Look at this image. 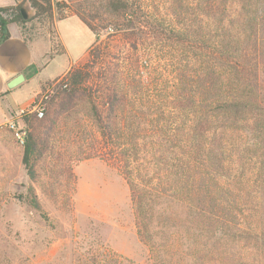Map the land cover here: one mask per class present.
<instances>
[{
	"label": "rangeland",
	"instance_id": "374dc122",
	"mask_svg": "<svg viewBox=\"0 0 264 264\" xmlns=\"http://www.w3.org/2000/svg\"><path fill=\"white\" fill-rule=\"evenodd\" d=\"M150 2L159 7V16L173 25L177 23L166 0ZM29 10L31 18L18 26L24 41L45 45L47 58H51L63 51L61 37L73 67L89 61L88 51L96 37L105 56L102 62L114 60L119 64L117 56L130 61V56L119 54L125 47L132 56H140L145 50L138 44L135 52L132 36L102 41L104 35L95 36L76 18L60 22L56 13L35 17L34 10ZM158 49L152 59L151 76L146 73L142 80H135L134 73L130 75V62L123 65L124 107L112 121L117 123L114 143L127 161L129 179L131 175L136 188L143 191L145 221L155 258L136 236L127 183L102 159L101 135L83 104L59 118L52 153L40 171L36 192L51 225L13 198L25 194L29 185L21 163L22 145L15 137V132L24 131L25 124L16 109L43 92V85L38 90L34 78L10 89L14 110L8 109L4 118L0 110V264H91V258H106L105 264H117L114 255L135 264H264V184L258 164L251 158V141L244 134L226 137L230 139L227 150L233 155L237 176L235 187L230 186L238 199L237 230L201 227L192 208L180 199V188L174 190L177 183L164 180L160 172L166 170L156 166L154 153L158 150L168 153L170 164L176 163L175 152L184 154L179 148L192 119L173 99L177 62L185 56L166 44ZM67 63L66 56H54L39 79L57 77ZM195 71L186 70L189 77ZM91 152L100 157L84 160ZM68 169L73 177L64 172ZM219 184L226 187L231 183L220 178Z\"/></svg>",
	"mask_w": 264,
	"mask_h": 264
},
{
	"label": "trees",
	"instance_id": "16d2710c",
	"mask_svg": "<svg viewBox=\"0 0 264 264\" xmlns=\"http://www.w3.org/2000/svg\"><path fill=\"white\" fill-rule=\"evenodd\" d=\"M14 1L15 6L0 7V45L10 38V24L26 23L20 14L26 3L35 17H52L56 13L61 21L74 16L95 36L104 35L102 41L132 36V48L137 53V45H144V52L132 56L124 46L119 54L130 56V75L134 73L135 80H142L146 73L151 76L153 56L164 44L185 56L177 62L173 96L181 111L192 118L179 148L184 154L175 152L176 163L170 164L168 153L158 150L154 153L156 166L166 170L160 172L164 180L178 184L174 190L180 188V199L192 208L201 227L237 230L238 199L230 187H235L237 176L231 161L233 155L226 144L232 134L241 132L251 141V158L257 162L260 182L264 184V0H166L171 14L178 19L174 25L159 16V7L149 0ZM100 43L96 37L87 63L72 67L61 78L43 85L42 91L58 82L41 119L35 114L23 116L21 163L29 185L25 194L13 198L51 225L36 192L40 171L52 153L59 118L83 104L101 135L102 159L127 183L136 236L155 258L145 221L143 191L136 188L131 175L129 179L127 161L113 137L117 123L112 121L124 107L123 65L128 62L121 56H117L119 64H114V60L102 62L105 56ZM190 68L196 71L189 77L186 70ZM94 157L100 156L91 152L83 159ZM64 172L73 177L70 169ZM220 178L231 184L220 185ZM113 258L117 264H135L120 255ZM105 259L91 258V264H105Z\"/></svg>",
	"mask_w": 264,
	"mask_h": 264
},
{
	"label": "crops",
	"instance_id": "0c3cea01",
	"mask_svg": "<svg viewBox=\"0 0 264 264\" xmlns=\"http://www.w3.org/2000/svg\"><path fill=\"white\" fill-rule=\"evenodd\" d=\"M15 5L16 3L14 0H0V7ZM72 18L76 17H67L66 19L61 20L60 22L66 21L68 19L70 20ZM8 31L10 34V38L0 45V110H2L1 112L3 113V118L7 116L8 109L14 110L13 105H15V103L10 98L11 90L7 87V84L12 79L19 75H23L24 81L22 83H24L36 78L38 86L37 88L39 90L42 85L51 82L55 79L61 78L73 67L70 60V55L66 50L67 45L58 33V36L61 39L60 41L63 51L59 55L52 56H66L68 61L66 65L67 67L62 74L58 75L55 78L39 79L41 71L48 65L49 61L53 59V57L47 58V56L49 55L45 45H32L29 42L24 41V39L19 33L18 25L10 24L8 26ZM38 92L39 91H36L34 93L30 101L35 97L36 94H38Z\"/></svg>",
	"mask_w": 264,
	"mask_h": 264
},
{
	"label": "built area",
	"instance_id": "2783aa9c",
	"mask_svg": "<svg viewBox=\"0 0 264 264\" xmlns=\"http://www.w3.org/2000/svg\"><path fill=\"white\" fill-rule=\"evenodd\" d=\"M57 84L58 82L52 83L50 86L47 87L46 90L39 93V95H37L30 104L17 109L16 114L19 116H30L32 114H35L38 119H41L44 115L47 102ZM24 135V131L15 132V137L20 145H23L24 143Z\"/></svg>",
	"mask_w": 264,
	"mask_h": 264
},
{
	"label": "water",
	"instance_id": "95a60500",
	"mask_svg": "<svg viewBox=\"0 0 264 264\" xmlns=\"http://www.w3.org/2000/svg\"><path fill=\"white\" fill-rule=\"evenodd\" d=\"M20 14H21V17H22L23 21H25V22L28 21L31 18V12L29 10V6L26 3L21 6V8H20ZM23 81H24L23 75H19V76L15 77L14 79H12L7 84V87L9 89H13L14 87H16L17 85H19Z\"/></svg>",
	"mask_w": 264,
	"mask_h": 264
}]
</instances>
